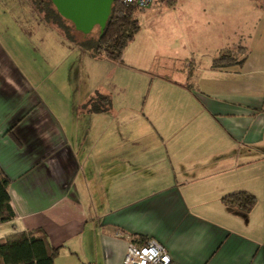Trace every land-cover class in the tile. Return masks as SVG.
<instances>
[{"label":"crops","instance_id":"1","mask_svg":"<svg viewBox=\"0 0 264 264\" xmlns=\"http://www.w3.org/2000/svg\"><path fill=\"white\" fill-rule=\"evenodd\" d=\"M163 3L164 31L187 44H136L139 33L116 62L68 40L32 0H0V170L15 213L0 240L40 230L60 249L56 264H123L131 242L149 239L174 264H264V44L254 57L225 33L194 41L207 32L199 0H155L138 11L141 28ZM51 28L85 59L55 90L42 44ZM234 47L243 66L213 69ZM96 92L113 97L108 111L83 108ZM237 192L256 205L226 204Z\"/></svg>","mask_w":264,"mask_h":264},{"label":"trees","instance_id":"2","mask_svg":"<svg viewBox=\"0 0 264 264\" xmlns=\"http://www.w3.org/2000/svg\"><path fill=\"white\" fill-rule=\"evenodd\" d=\"M32 3L47 23L56 26L68 40L99 59L122 62L126 48L141 30L137 18L139 9L135 6H125L120 0L114 2L105 30L101 32L98 27L97 38L78 32L71 22L57 12L51 0H32ZM241 51L246 53L244 48H241ZM244 63L245 58L238 60L232 49H225L214 60L213 69L243 66ZM111 105L112 99L109 95L96 92L83 108L88 113H102L108 111ZM8 189L9 180L0 170V223L15 218ZM224 201L230 206L250 211L256 205L257 198L247 192H237L226 196ZM59 251V248L51 246L47 235L40 230L20 232L0 240V264H56Z\"/></svg>","mask_w":264,"mask_h":264},{"label":"rangeland","instance_id":"3","mask_svg":"<svg viewBox=\"0 0 264 264\" xmlns=\"http://www.w3.org/2000/svg\"><path fill=\"white\" fill-rule=\"evenodd\" d=\"M180 2H183L184 0H179ZM189 1V0H186ZM200 2H205L204 10L205 12L201 14L204 17V20L202 17H199L200 22H206L205 28H207V32L203 33L202 36H197L198 38H195L194 36L192 39L198 40L203 39L207 41H203L205 44H211L214 42V40L218 39L219 33H225V40H227V44H242V46H245L248 48L249 52H252L254 57H257L261 53V47L264 44V7L262 6L261 0H199ZM164 6L160 11L162 13L160 14L159 20L153 21L146 20L141 16L142 18V25L143 28L140 30V36L139 33L136 35L137 41L134 43L136 44H174L172 39L177 40V43L181 44H187L184 41L186 39L181 40L180 38H174L175 33H172L171 30L164 31V29H167L170 26L165 25L164 23H170L172 21L169 20V15L171 14V7L169 6V3H163ZM161 6V5H159ZM139 11V10H138ZM174 18V17H172ZM202 24H200L201 27ZM52 30H47L45 39L42 42V44H51V64L53 68V75L54 80L53 90L56 89V87H60L62 84L66 86L68 77L65 75L66 73L70 72L73 66L75 67L79 66L81 62H84L85 59L82 58L80 55V52L77 49H72V46H69V43L60 35V33L55 29L51 28ZM142 31V32H141ZM99 29L96 27L92 33L89 34L91 38H97L98 37ZM218 34V35H217ZM136 39V38H135ZM133 43V42H132ZM133 43V44H134ZM242 47H234L230 48L232 49V52L237 56L238 60H241V58L244 55V52L241 51ZM92 60H87L85 64H83V73L85 71V84L88 83L91 76L96 71V68H94L96 65L93 63ZM37 64H38V70L42 66V62H40V58H37ZM46 68L43 66V69ZM174 73L177 74V71H174ZM140 76V75H138ZM94 78L96 76H93ZM177 78V76H175ZM91 81V79H90ZM133 81H135V84L140 83L141 84V78L136 77ZM150 82L147 83L146 91L149 89L147 88L149 86ZM90 86L85 85V89H89ZM161 91V90H160ZM167 94L165 96H168L170 93L168 90ZM57 94L55 92L54 96ZM147 93H145V90L142 94V100H144L147 97ZM155 99L156 101H159L162 99V94L155 91L153 93V96L151 97ZM113 99V97H112ZM132 99L135 98L132 95ZM118 98L116 99V104Z\"/></svg>","mask_w":264,"mask_h":264},{"label":"water","instance_id":"4","mask_svg":"<svg viewBox=\"0 0 264 264\" xmlns=\"http://www.w3.org/2000/svg\"><path fill=\"white\" fill-rule=\"evenodd\" d=\"M116 0H51L57 12L78 32L89 35L99 27L103 32Z\"/></svg>","mask_w":264,"mask_h":264},{"label":"built area","instance_id":"5","mask_svg":"<svg viewBox=\"0 0 264 264\" xmlns=\"http://www.w3.org/2000/svg\"><path fill=\"white\" fill-rule=\"evenodd\" d=\"M125 6H135L139 10L150 8L155 0H120ZM262 6L264 7V0ZM123 264H174L168 250L154 239L143 244L131 242L128 245Z\"/></svg>","mask_w":264,"mask_h":264}]
</instances>
